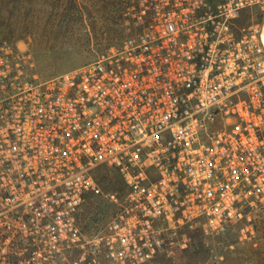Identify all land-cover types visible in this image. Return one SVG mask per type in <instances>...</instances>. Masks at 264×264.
Masks as SVG:
<instances>
[{"label":"built area","instance_id":"1","mask_svg":"<svg viewBox=\"0 0 264 264\" xmlns=\"http://www.w3.org/2000/svg\"><path fill=\"white\" fill-rule=\"evenodd\" d=\"M118 1L126 36L49 79L0 42V264H151L264 217V0Z\"/></svg>","mask_w":264,"mask_h":264},{"label":"rangeland","instance_id":"2","mask_svg":"<svg viewBox=\"0 0 264 264\" xmlns=\"http://www.w3.org/2000/svg\"><path fill=\"white\" fill-rule=\"evenodd\" d=\"M114 0H0V42L9 41L33 54L32 75L39 80L76 69L126 36L116 19ZM107 195L121 185L106 174ZM113 207L107 197L90 200L81 214L88 235L109 222ZM235 226L220 236L193 234L190 245L172 258L151 264H264V217L255 216L250 231Z\"/></svg>","mask_w":264,"mask_h":264},{"label":"trees","instance_id":"3","mask_svg":"<svg viewBox=\"0 0 264 264\" xmlns=\"http://www.w3.org/2000/svg\"><path fill=\"white\" fill-rule=\"evenodd\" d=\"M114 6L116 7V10H115V15H116V19L118 18H121V7H120V4H119V1L118 0H114Z\"/></svg>","mask_w":264,"mask_h":264}]
</instances>
